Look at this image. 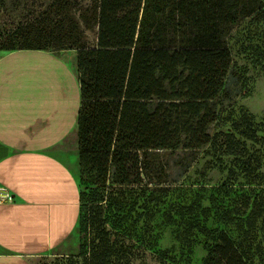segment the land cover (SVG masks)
<instances>
[{
    "label": "trees",
    "instance_id": "trees-1",
    "mask_svg": "<svg viewBox=\"0 0 264 264\" xmlns=\"http://www.w3.org/2000/svg\"><path fill=\"white\" fill-rule=\"evenodd\" d=\"M262 12L264 0H53L38 18L9 33L1 49L76 52L81 184L104 189L109 177L112 185L128 187L148 176V157L193 156L218 146L211 130L234 90L227 40ZM235 129L253 137L247 116ZM223 142L225 154H241L232 135ZM88 191L79 190L80 227L95 231L101 250L93 260L107 264L111 253L98 205L104 198ZM107 203L120 208L110 195ZM204 264H247L246 254L222 232Z\"/></svg>",
    "mask_w": 264,
    "mask_h": 264
},
{
    "label": "rangeland",
    "instance_id": "rangeland-1",
    "mask_svg": "<svg viewBox=\"0 0 264 264\" xmlns=\"http://www.w3.org/2000/svg\"><path fill=\"white\" fill-rule=\"evenodd\" d=\"M52 1L0 0V55L6 53L1 49L6 36L38 18ZM87 40L94 43L93 32ZM227 46L234 90L211 130V136L218 135L217 147L193 156L165 152L148 157L149 174L142 175L140 184L114 186L108 177L104 189L81 184L77 125L57 150L79 190L96 189L98 198H104L98 205L106 222L100 230L108 234L111 253L107 264H204L214 237L222 232L244 251L247 264H264V12L235 27ZM58 52H67L61 58L76 63L75 51ZM244 116L252 138L235 129ZM225 135L239 143V156L224 153ZM108 195L120 208H108ZM97 244L95 231L81 229L78 217L66 243L35 264H96L93 255L101 250Z\"/></svg>",
    "mask_w": 264,
    "mask_h": 264
},
{
    "label": "crops",
    "instance_id": "crops-1",
    "mask_svg": "<svg viewBox=\"0 0 264 264\" xmlns=\"http://www.w3.org/2000/svg\"><path fill=\"white\" fill-rule=\"evenodd\" d=\"M24 50L0 55V264H35L60 249L79 217V187L57 150L77 125L75 62Z\"/></svg>",
    "mask_w": 264,
    "mask_h": 264
},
{
    "label": "built area",
    "instance_id": "built-area-1",
    "mask_svg": "<svg viewBox=\"0 0 264 264\" xmlns=\"http://www.w3.org/2000/svg\"><path fill=\"white\" fill-rule=\"evenodd\" d=\"M14 202L12 193L4 187H0V205H10Z\"/></svg>",
    "mask_w": 264,
    "mask_h": 264
}]
</instances>
